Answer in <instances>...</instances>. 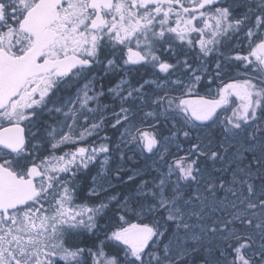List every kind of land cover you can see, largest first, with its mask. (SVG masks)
I'll return each mask as SVG.
<instances>
[{"label": "snow or ice", "instance_id": "6c2138e0", "mask_svg": "<svg viewBox=\"0 0 264 264\" xmlns=\"http://www.w3.org/2000/svg\"><path fill=\"white\" fill-rule=\"evenodd\" d=\"M217 2L0 0V264H197L194 258L199 264H264V135L247 133V147L236 149L232 179L219 188L192 157L224 160L230 143L198 136L186 156L167 162L171 138L188 139L192 129L219 120L227 136L264 123V0L240 16L227 0L225 6ZM241 32L246 54L225 56L215 71L220 79L235 67L237 77L200 94L205 58ZM185 46L190 52L198 46L195 66L190 53H182ZM160 49L176 62L164 60ZM146 65L158 78L133 86L127 73ZM120 72L125 76L105 91L102 81ZM153 84L156 90L147 93ZM66 85L74 91L60 95ZM232 97L239 103L221 120ZM45 114L54 122L34 144L39 133L31 129ZM161 116L175 129L163 140L144 127L155 129ZM109 127L119 132L115 147L101 136ZM64 146L68 150L57 155ZM116 152L121 162L132 158L129 152L159 161L150 171L121 163L108 174L98 172L77 204L81 171L101 156L104 169ZM244 152L253 157L247 164ZM137 179L123 200L106 195L113 181ZM113 202L115 227L99 244L76 247L77 235L100 230ZM147 216L159 219L144 223ZM106 242L114 245L111 255Z\"/></svg>", "mask_w": 264, "mask_h": 264}, {"label": "trees", "instance_id": "16d2710c", "mask_svg": "<svg viewBox=\"0 0 264 264\" xmlns=\"http://www.w3.org/2000/svg\"><path fill=\"white\" fill-rule=\"evenodd\" d=\"M250 4H246L245 2H250ZM253 1L255 0H240L241 5H242V9L243 8H248V6L251 7H255L256 4L253 3ZM242 34V32L240 33ZM239 34V35H240ZM196 39V38H195ZM233 38L225 41L223 47H221L219 49V53H223L224 55H220L217 52L212 53L209 57H206L205 60L210 63V62H214V60H220L221 63H226L225 61V56H234L236 54V52H242V54H246L247 52V48L245 49L244 47H240L238 49H235L233 47ZM189 50L188 47H184L183 51L185 50ZM197 51H199V48L197 46L196 51L195 52H190L188 59L193 63V65H195L196 63H198V61L196 60V53ZM162 56V58L164 60H171V62L173 63V59L170 57V53H163L162 51L160 52V54ZM180 57H183V54H181ZM234 72H237V69L235 67H229L226 71V73L223 76H229V74H233ZM222 76V77H223ZM211 77H208L207 79H205V81L202 83V85H200L199 90L202 92L206 89L209 88V86L211 84H213V79L211 84L209 83ZM233 100V99H232ZM235 101V99L233 100ZM236 104H238V102L233 103L231 107H229L227 109V112L225 113V115L230 116L232 114V108L236 107ZM255 127L262 129L264 128V123H261L260 121H257L255 124ZM145 130L148 131H156L159 134V138L162 139L164 136H168L170 135L174 129L172 127V125H170V123L168 121H166L165 119L161 120L155 129H151V128H147ZM116 135H112V141L116 138ZM181 141L185 144V145H191L193 142V137L192 134L190 135V138L185 139L183 137V135L181 134L180 137ZM61 152H63V150H59L57 152V155H59ZM48 153L45 152L44 150L41 149V155H47ZM113 158L115 156V153L112 154ZM128 157H132L131 159H127L126 158V163L130 164L133 167H139L141 165V158L138 156L133 157V154L131 152L128 153ZM102 156L97 160L94 161L90 166L88 170H82L78 179V185L79 187L82 189L81 193L78 195L77 199H76V203L80 204V203H84L85 197L87 196V189L88 187L91 186V179L92 176L94 174V172H96L98 166H99V162L101 160ZM193 159H199V167L201 166H213V164L216 163V161H212V160H207L204 157H196L193 156ZM114 175V173L112 174ZM124 179H127V174L124 176ZM139 179L136 180L135 183H128V184H122L120 182L117 181H113V184L115 185V188L110 191L109 193H107L106 195H116L119 194V198L120 200H123L125 196L129 195L130 193H133L135 191V186L138 183ZM117 208V204L115 202H113L109 209L107 210V215L105 217V219L99 220V224L101 225V228L99 231L96 232L95 235H93L90 232H82L81 234L77 235L75 237V244L76 247L79 248H83L85 250H87L88 248L92 247L93 244H99V242L101 240H104V233L106 230H110L111 228L115 227V223L118 220V217L115 215V209ZM109 218H111V222H109ZM159 219V217H153V216H148L143 218V222L144 223H153L154 220ZM130 222L132 223H138L140 222L139 220H134L132 219ZM109 246L106 247L104 250L106 252H108L110 255L113 254V248L114 245L111 244V242H106ZM89 264H91V261L89 260Z\"/></svg>", "mask_w": 264, "mask_h": 264}, {"label": "rangeland", "instance_id": "374dc122", "mask_svg": "<svg viewBox=\"0 0 264 264\" xmlns=\"http://www.w3.org/2000/svg\"><path fill=\"white\" fill-rule=\"evenodd\" d=\"M179 41H174V44L179 45ZM247 40L245 39V45L247 46ZM186 47V46H185ZM133 48H135V43H133ZM167 48V45H165V49ZM160 51H162L163 53H170L165 51L164 49H160ZM170 57L172 58V53L170 55ZM180 59H184L183 57H179ZM173 59V63H175V58ZM208 69V67H207ZM216 69V66H215ZM208 71V70H207ZM235 76H237V74L235 73ZM209 90V88L207 89ZM198 91L200 94H204V91H200L198 88ZM161 95H163V93H160ZM172 95H175L176 93H171ZM145 112L151 111L150 108H145L144 109ZM219 111V110H218ZM225 116V112H220V119L222 120ZM164 117L161 116L160 117V121L163 120ZM159 121V122H160ZM170 125H172V121L171 120H167ZM48 124H52L54 121L53 120H48ZM153 124H157V122L155 120H152ZM147 124H145L144 127H146ZM174 129V128H173ZM257 128L255 127V125L249 123V125H247L245 127L244 130L240 131L237 135H233V134H227V136L222 132V125L220 124V121L218 120L215 126H211L209 128H205V129H192L191 134L193 137V143L198 142L197 141V137L200 136L201 138H204L206 136H210L213 141L214 144L218 143L220 141H225L226 143H230L232 145V147L229 148V150L224 154L225 155V159L224 160H216V163L213 164V166H201L200 168L204 170L205 173H210L211 176L213 178L216 179V183H217V187L219 188V184L221 182L227 183L228 181H230L232 179V170L236 167V162H235V153H236V149L237 148H243V147H247V144L245 143L248 139L247 133L250 132H255L256 137L259 139L261 138L262 135H264V128L260 129L259 131L256 130ZM175 131V129H174ZM45 135V128L44 131L42 132L41 136L43 137ZM41 137V138H42ZM171 137V134L168 136H164L161 140H163L164 138H168ZM172 142L168 145V149H169V153L167 154V162L168 163H174L176 159H178L179 157H184L188 154V152L191 149L192 144L190 145H185L182 141L181 138H179L178 140L176 138H171ZM161 151L163 152V149H161ZM257 154H259V149L257 148ZM138 157L141 158V165L139 167H133L130 164L126 163V161L121 162L120 158H119V153L116 152L114 158L110 157L108 164L104 167V169L101 168V161H103L104 157L102 156L100 162H99V166L96 170V172H94L93 177H95L97 175L98 172H105L106 174L110 173L112 169H115L117 167L120 166V164H123V167L127 170V169H141V170H145L148 169L149 171L155 167V165L153 164V160H157L159 161V157L155 156L152 157L150 159H145L144 157H141L139 155H137ZM253 157L250 153L248 152H244L243 153V163L247 164L249 162V160H252ZM243 166V165H241ZM164 167H166V165H164ZM113 174V173H111ZM131 172H127V175H131ZM151 174H155L154 172ZM144 178H150V176L148 177H144ZM91 179V181H92ZM139 183V181H138ZM137 183V184H138ZM258 183V182H257ZM91 184V183H90ZM193 188H195V185L192 186ZM191 194V192H189V195ZM225 195V193L220 190L217 192V197L218 198H223ZM148 217V216H147ZM134 220H137L135 218H133ZM138 221V220H137ZM165 242H167V240H165ZM197 259V264H199L198 262V258H194Z\"/></svg>", "mask_w": 264, "mask_h": 264}, {"label": "flooded vegetation", "instance_id": "af4514ba", "mask_svg": "<svg viewBox=\"0 0 264 264\" xmlns=\"http://www.w3.org/2000/svg\"><path fill=\"white\" fill-rule=\"evenodd\" d=\"M245 3L246 4H250L251 1L250 2H245ZM253 3L257 5V4L260 3V0H255V1H253ZM227 4L231 5L234 8V15L235 16H240L241 14L245 13L248 10V8H243V9L241 8L242 5H241L240 0H227ZM216 6L217 7L225 6L223 0H218ZM245 32H246V29H245ZM193 35H194V38H196V39L199 38L198 34H193ZM232 41H233V47L235 49H238V48H240L242 46L245 49L247 48V46L245 45V38H244V33L243 32H242V34H240L238 36H234V39ZM160 52L161 51L159 50L157 52V54L159 55ZM183 52H189L190 53V50L186 49L185 51H183V49H182V53ZM109 58H112V57H109ZM102 59H103V57H102ZM217 61H220V60H214V62H210V63H208L206 61V66L208 67V69H207L208 71H207V74H205L203 76V79H202V81L200 83V85H202V83L205 81V79H207L208 77H211V79H213V84H211L209 86V88L212 89L213 93H215V91H216V89L218 87H222L223 83H228L231 78H236L237 77V76H235V73L237 74V72H234L233 74H229V76H223L220 79H216L215 78V71H216L215 66H216ZM97 71L102 73L103 69H97ZM121 76H125V73L124 72H120L118 75H114V74L110 73L109 76L102 81V83L104 84V90L107 91V89L109 87H111L113 84H115L120 79ZM163 76H164V74H160V77H159L161 79V83L162 84L164 82L163 81ZM127 78L131 81L133 86H138L139 84L144 83V81H146V80L147 81H151V80L157 79L158 77L155 76L152 67L150 65H146L144 67H139V66L134 67L132 71L127 73ZM172 78L174 79L175 77H172ZM200 85L198 86V88L200 87ZM155 90L156 89H155V85L154 84L151 85V86H146L145 87V91L147 93H149V94H152ZM70 91H74V89H71L70 85H66V86H64V89L62 90V92L59 93V94L60 95H68L70 93ZM207 92H208L207 89L204 90V94L207 93ZM231 99L234 100L235 97H232ZM235 102L239 103V101H235ZM109 111H111V109ZM48 120H53V118L49 117L47 114L38 117V119L36 121V127H33L31 129V131L33 133H37L38 132L39 136L37 137V140L32 141V143H34V144L39 143V141H40V139L42 137L41 134L44 131L45 126L48 125V123H49ZM112 122L113 121L110 120L109 124L112 123ZM147 128L148 127L146 126L145 129H147ZM105 134L107 136L111 137V139H112V135L113 134L116 135L115 136L116 138L112 141V144L115 147V145L117 143V140H118V137H119V132L115 131V130H113V129H111L109 127V128L106 129V132H102L101 133V136H104ZM89 143H91V141H89ZM68 147L69 146H64V147L61 148V150L66 151V150H68ZM41 149L43 150V148H41ZM110 157H113V155L110 156Z\"/></svg>", "mask_w": 264, "mask_h": 264}]
</instances>
